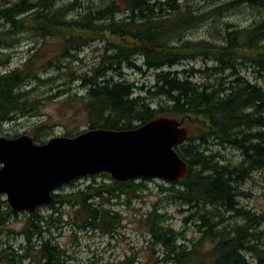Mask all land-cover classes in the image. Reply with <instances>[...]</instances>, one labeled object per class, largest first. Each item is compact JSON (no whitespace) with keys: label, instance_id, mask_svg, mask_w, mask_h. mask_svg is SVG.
<instances>
[{"label":"trees","instance_id":"1","mask_svg":"<svg viewBox=\"0 0 264 264\" xmlns=\"http://www.w3.org/2000/svg\"><path fill=\"white\" fill-rule=\"evenodd\" d=\"M242 4L264 8V0H232L203 12L188 3L178 4L176 0H109L98 7L86 5L84 8L78 0L62 4H57L56 0H21L0 9V19L15 31L23 29L42 39H58L62 43L58 54L46 57L45 68L69 67L67 60L77 58L73 51L81 50L94 40H105L92 76L69 73L73 77L69 80L81 81L84 93L76 96L65 92L62 102L81 107L87 118V129L132 130L159 116L184 119L200 128L199 134H190L184 143L175 146L188 164L186 175L169 188H162L170 190V198L194 210L183 221L185 224L191 221L199 236L180 243V239L186 238L164 225L168 217L158 213L157 207L143 220L151 238L149 247H159L162 264H264V256H261L264 250L256 245L264 236V230L258 228L264 224V213L255 214L241 206L239 198L244 191L224 178H235L242 172L236 184L247 179L244 155L252 157L251 162L256 166L264 164V130L249 132L253 125H264V90L235 72H232V80L219 74L225 69L236 71V65L245 64L264 71V17L248 27L228 28L225 32L228 39L221 49L210 48L206 40L169 42L184 30ZM116 12L125 15L116 19ZM139 57L142 66L154 71L151 88L144 89L128 80L107 76L109 71H118L123 65L140 71ZM195 57H202L204 61L210 59L216 65L172 70L180 62ZM37 61V55L29 57L21 66L0 74V126L38 110L40 103L27 97L26 85L51 81V77L41 79L35 68ZM44 67L39 69L44 70ZM118 73L121 76L122 73ZM195 77H201L199 82L194 81ZM156 97L163 98L164 103L153 107L149 99ZM246 107H253L255 113H247ZM78 133L69 132L65 136L73 137ZM252 136L258 137L253 147L250 146ZM226 139L240 151L237 165L223 163L218 152L203 147L208 143L222 145ZM101 176L110 178L107 174ZM146 180H111L108 184L54 194L55 199L48 206L52 212L46 218L38 211L28 215L21 234L29 244L34 235L40 236L45 226L50 229L52 222H63L61 209L65 204L75 208L74 215L81 220L82 229L91 227L111 234L121 224V217L111 214L102 205L120 195L142 196L147 188L143 184ZM231 204L229 216L241 223L223 224L221 208ZM6 210L5 214L16 215L7 205ZM3 214L0 213V222L4 221ZM69 222L64 220V223ZM204 243L209 247L204 248ZM6 252L7 249L0 248V264H22ZM11 252L18 256V250ZM24 252L27 254L23 257L30 259L28 264H76L52 239H41L37 250L26 246ZM253 252L256 257L249 258ZM128 259L117 264L135 261Z\"/></svg>","mask_w":264,"mask_h":264},{"label":"rangeland","instance_id":"2","mask_svg":"<svg viewBox=\"0 0 264 264\" xmlns=\"http://www.w3.org/2000/svg\"><path fill=\"white\" fill-rule=\"evenodd\" d=\"M19 1L21 0H0V9L12 6ZM71 1L73 0H56V3L62 4ZM78 1H81L84 8L86 5L98 7L109 0ZM229 1L232 0H176L178 4L188 3L197 8L196 11L201 12L216 9L217 6ZM124 15V12H116L114 17L119 19ZM263 17L264 8L247 4L237 5L228 12L213 16L195 27L184 30L180 35L172 37L169 42L206 40L213 43H221L222 35L227 30L251 26L262 20ZM14 32V28L5 23L3 19H0V73L19 67L27 58L37 55L36 71L39 72L42 80L51 77V81H37L26 85L27 97L36 100V102L39 101L40 104L37 103L39 108L35 113H27L17 118L16 121L0 126V137L13 139L27 135L36 144H44L51 138L65 136L69 132H85L87 129V118L81 107L78 104L71 106V104L62 102L63 98L69 93L76 94V96L83 94L80 85L81 81L69 80L73 78L69 73L72 72L77 76L82 74L92 76V68L99 62V55L103 52L105 40H94L81 50L73 51L77 60L68 59L69 67L65 66L62 70H58L53 67H44L47 66V56L56 55L61 51L62 43L58 39H42L40 36L37 37L38 35H33L22 29L16 31L13 42L8 37L13 36ZM137 64L142 66L140 57L137 59ZM205 65L214 66L216 64L210 59L204 61L202 57H195L180 62L172 70L190 67L204 68ZM41 66L45 69L40 70ZM139 68L140 71L123 65L118 71H109L107 76L116 77L117 72H121L125 80L133 82L144 89L151 88L154 83V71L147 69L145 66ZM235 68L236 71L225 69L219 74L222 75L221 77L225 76L228 80H232V72H235L238 76L244 77L249 83L255 84L264 90V71H258L256 67H250L247 64L242 67L236 65ZM218 72L214 78L218 75ZM200 78L195 77L194 81L199 82ZM214 78L211 82H214ZM65 92H67L66 95L64 94ZM149 102L155 107L158 103L163 104L164 99L156 97L149 99ZM183 126L189 128V135L193 134L196 136L200 133V128L196 124L185 121ZM259 130H264V125L260 127L256 125L253 131ZM197 143L198 141L195 142V144ZM203 147L209 148L213 152H218L220 155L219 160L229 164V166L237 165L241 159L239 150L224 146V144L215 145L208 143L204 144ZM90 183H97L96 185H98L107 184L109 181L103 176H98L95 179L85 178L73 185L65 186L60 192L71 193L77 189H84ZM143 184L147 188L142 196L131 198L120 195L111 199L110 203L102 205L105 209L110 210L111 214L117 213L121 217V224L117 226L115 232L108 234L91 227L82 229L79 227L81 226V220L74 215L75 208L72 209L65 204L61 209L64 212L61 219L63 222L59 220L52 222L53 227L50 229L45 226L46 229H44L45 232L42 237L44 239H52L54 243L65 250L69 260L76 264H117L122 260H126V258L135 260L133 264H162L160 261L162 255L159 247H149L151 238L146 232L143 220L154 207H157L158 213L168 217L164 225L184 235L186 240H179L180 243H183L188 239L199 236V233L194 230L191 221L188 224L183 221L194 210L191 208L187 209V206L182 204L180 200L170 198L172 195L169 193L170 190L162 189L169 188V183L160 179H147ZM175 186L178 187V185ZM240 187L245 193L239 198L241 206L255 214L264 213V170L254 171L247 180L241 183ZM4 204L7 203L6 197L3 195L0 196V213H4L2 215L4 221L0 222V248L7 249L6 254L14 255L22 264H27L29 258L23 257L25 253L27 254V252H24L25 247L29 246L34 251L38 248L39 241L34 237L33 239L31 238V245L26 243L21 230L28 214L25 212H15L16 215L5 214L7 210ZM39 212L41 216L46 218L52 210L48 207H43ZM221 213L225 220L223 224L241 223L240 220H236L224 212ZM53 217L56 218L57 213ZM64 220H70L71 222L64 223ZM258 228L260 231L264 230V224ZM256 245L264 250V236L256 241ZM208 247L209 244L204 243V248ZM13 249L19 251L17 253L18 256L11 252ZM248 256L249 258L256 257V253L253 252ZM261 256H264V253H261Z\"/></svg>","mask_w":264,"mask_h":264},{"label":"water","instance_id":"3","mask_svg":"<svg viewBox=\"0 0 264 264\" xmlns=\"http://www.w3.org/2000/svg\"><path fill=\"white\" fill-rule=\"evenodd\" d=\"M183 120L159 117L133 130L94 129L44 144L22 135L0 137V195L13 211L33 213L53 201L58 185L107 173L115 181L160 178L176 182L187 163L174 147L185 141Z\"/></svg>","mask_w":264,"mask_h":264},{"label":"bare ground","instance_id":"4","mask_svg":"<svg viewBox=\"0 0 264 264\" xmlns=\"http://www.w3.org/2000/svg\"><path fill=\"white\" fill-rule=\"evenodd\" d=\"M82 7V6H81ZM79 8V7H78ZM134 25V24H133ZM15 33H16V31L13 33V36H10V37H8V39H11L12 41H13V39H14V35H15ZM7 39V38H6ZM16 39V38H15ZM228 38L226 37V35L224 34V35H222V40H221V43H213V42H211V41H206V42H208L209 43V47L210 48H213V49H221V47L222 46H224L225 45V42H226V40H227ZM11 40H9V41H11ZM14 42V41H13ZM86 47V46H85ZM13 69H9V70H7V71H5V72H3V73H0V74H5V73H8V72H10V71H12ZM118 73V72H117ZM116 78H121V79H119V80H124L125 78H123V76H122V74H121V76L119 75V73L118 74H116ZM81 89H82V91H83V93H84V91H85V89H84V87H81ZM245 110H246V112L247 113H251V112H253V113H255V110L253 111V107H246L245 108ZM256 125H253L250 129H249V132H251V133H253V130H254V127H255ZM255 132V131H254ZM246 134H248L247 132H246ZM257 138L258 137H253L252 136V138L250 139L251 140V143H250V146L252 145V147L255 145V144H257ZM224 146H230V147H233V148H236L235 146H234V144L231 142V140H229V139H226V141H224ZM237 149V148H236ZM238 150V149H237ZM244 159L245 160H247L246 161V165H245V169H244V171H247V174H248V176H247V179L251 176V174L254 172V171H257V170H261V171H263L264 170V164L263 165H261V167H259V166H256L255 165V163L254 162H251V160H252V157H249V156H247V155H244ZM255 166L256 167H258V168H255ZM263 167V168H262ZM242 175V172L241 173H239V174H237V175H235V178L234 177H231V178H229V176H224V178H226V180L228 181V183L230 184V185H233V186H236L237 187V189H239V188H241L240 186H241V184L240 185H238V184H236L237 182H238V179H239V177ZM246 179V180H247ZM244 182V181H243ZM234 183H235V185H234ZM229 208V209H228ZM228 208H226V207H223V208H221V211H220V215H221V217L223 218V221H224V216L222 215V213L221 212H224V213H226V214H228V215H230V213H231V211H230V209H232L233 208V204H231L230 206H228Z\"/></svg>","mask_w":264,"mask_h":264}]
</instances>
